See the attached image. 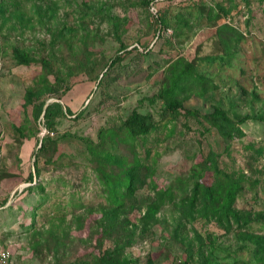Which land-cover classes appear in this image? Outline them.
<instances>
[{"label":"rangeland","instance_id":"1","mask_svg":"<svg viewBox=\"0 0 264 264\" xmlns=\"http://www.w3.org/2000/svg\"><path fill=\"white\" fill-rule=\"evenodd\" d=\"M176 64L206 77L176 94L196 115L159 97ZM42 102L63 107L49 128ZM218 108L247 116L242 135L208 121ZM135 111L154 127L133 137ZM108 157L141 164L112 232L106 173L122 167ZM227 175L244 180L249 228L182 215L198 183ZM167 186L177 200L143 218ZM262 217L264 0H0V251L14 264H94L120 241L131 264H264Z\"/></svg>","mask_w":264,"mask_h":264},{"label":"trees","instance_id":"2","mask_svg":"<svg viewBox=\"0 0 264 264\" xmlns=\"http://www.w3.org/2000/svg\"><path fill=\"white\" fill-rule=\"evenodd\" d=\"M172 73L173 75L169 86L164 88L159 95L165 103L166 111L175 114L174 116L182 114V112L188 115H196L198 111L183 107L181 102L177 100L176 94L180 92L179 90L185 89L186 85L190 87L193 84H199L201 87H204L206 77L194 71L191 65L183 70H178L177 64L175 66L173 65ZM33 92V90L28 92V102L31 101ZM56 112L64 114L63 107L60 103L51 102L47 104L46 102H42L38 107L36 117L38 118L43 115L45 124L49 128L53 121L52 117ZM236 116L238 117H236L237 120L233 119L227 111L218 108L212 113H208L206 118L211 124L218 128L219 132L226 139H230L237 135H242V129L239 124L244 122L245 118H247V116H240L238 114ZM123 126L129 135L136 137V135L147 134L153 129L154 124L151 121L150 115L135 111ZM47 139L48 137H44L41 140L40 150L45 149ZM107 161L112 164L118 163V165L122 167L120 175L106 173V185L110 193L109 200L111 202V207L104 213L102 226L105 230L112 232L116 230L118 226L122 225L124 227L126 223H129L128 220L123 219L122 214L124 211L122 210L126 207L125 198L130 196L133 192L132 190L138 178L137 168L140 167L141 164L137 161L136 163L127 165L125 162L114 161L112 157H108ZM211 162H214V160L212 159ZM198 184L197 187L201 190L200 195L198 196L195 190L188 200L180 206L181 212L183 213L182 215L185 218L190 221L197 219H216L220 221V223L225 222L229 225L236 223L242 227H250L251 219L240 216L235 206L238 196L242 193V190L245 189V183L241 177L227 175L223 180L214 179L212 182H201ZM178 194V189L174 186H167L160 189L156 187L154 198H145L146 200L144 203L146 202L147 211L143 218L155 217L156 213L166 202L176 201ZM144 224L146 225L147 223ZM121 243V241L116 243L114 248L99 255L94 264H131L132 261L129 259L126 257L122 258L125 244L121 246ZM260 252L264 253V244Z\"/></svg>","mask_w":264,"mask_h":264},{"label":"built area","instance_id":"3","mask_svg":"<svg viewBox=\"0 0 264 264\" xmlns=\"http://www.w3.org/2000/svg\"><path fill=\"white\" fill-rule=\"evenodd\" d=\"M0 264H14L13 255L10 250L2 249L0 251Z\"/></svg>","mask_w":264,"mask_h":264}]
</instances>
